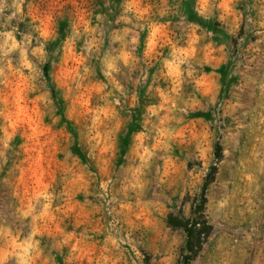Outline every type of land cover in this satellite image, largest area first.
<instances>
[{"label": "rangeland", "instance_id": "374dc122", "mask_svg": "<svg viewBox=\"0 0 264 264\" xmlns=\"http://www.w3.org/2000/svg\"><path fill=\"white\" fill-rule=\"evenodd\" d=\"M203 196L264 264V0H0V264H186Z\"/></svg>", "mask_w": 264, "mask_h": 264}, {"label": "trees", "instance_id": "16d2710c", "mask_svg": "<svg viewBox=\"0 0 264 264\" xmlns=\"http://www.w3.org/2000/svg\"><path fill=\"white\" fill-rule=\"evenodd\" d=\"M187 7L186 3L183 4V8ZM187 18L189 21H195L196 17L192 15L191 13H187ZM226 67H221L220 74L222 77V83H225V73ZM217 154L216 158H220V147H217ZM213 175L214 173L209 177V180H207L205 184L206 187L213 182ZM203 201L200 203V205L193 211L192 216L193 218L186 220L180 227L183 229L185 236H186V243H185V263L190 264L192 259L197 255L199 250L201 249V246L203 245L205 239L208 237L210 233V228L208 224L203 220V207H204V196Z\"/></svg>", "mask_w": 264, "mask_h": 264}, {"label": "clouds", "instance_id": "9594fccd", "mask_svg": "<svg viewBox=\"0 0 264 264\" xmlns=\"http://www.w3.org/2000/svg\"><path fill=\"white\" fill-rule=\"evenodd\" d=\"M17 10H19V8H17Z\"/></svg>", "mask_w": 264, "mask_h": 264}]
</instances>
